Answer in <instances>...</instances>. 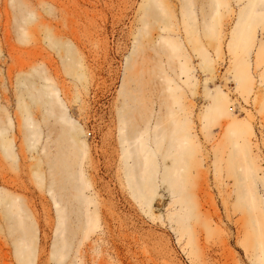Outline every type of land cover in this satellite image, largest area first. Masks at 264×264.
I'll return each mask as SVG.
<instances>
[{
    "label": "rangeland",
    "instance_id": "rangeland-1",
    "mask_svg": "<svg viewBox=\"0 0 264 264\" xmlns=\"http://www.w3.org/2000/svg\"><path fill=\"white\" fill-rule=\"evenodd\" d=\"M161 1L164 13L148 12L149 0H0V264H23L20 228L11 230L18 215L37 230L33 264H264L263 217L237 197L254 179L231 164L229 124L252 120L240 165L264 176L262 71L254 67L255 91L240 94L229 50L243 3L229 0L210 19L212 40L204 19L200 32L184 23L185 0ZM195 1L199 13L212 14L211 0ZM257 34L264 37L261 28ZM165 38L189 56L174 57ZM200 47L213 59V78ZM182 61L190 79L180 75ZM217 88L231 98L232 117L208 126L202 115ZM166 106L189 123L201 151L200 162L184 161L181 190L191 202L180 222L164 162L145 188L138 163L134 175L127 170L120 128L121 112L145 127V115L168 114ZM68 125L80 130V158ZM256 189L264 200L262 185Z\"/></svg>",
    "mask_w": 264,
    "mask_h": 264
},
{
    "label": "bare ground",
    "instance_id": "bare-ground-1",
    "mask_svg": "<svg viewBox=\"0 0 264 264\" xmlns=\"http://www.w3.org/2000/svg\"><path fill=\"white\" fill-rule=\"evenodd\" d=\"M236 1L239 2V4H243L236 16L237 22L229 43V50L233 57V81L236 83L237 91H239L240 94L250 96L257 87V81L253 73L254 67L258 72L262 71L259 75L260 86L264 87V37L259 38L257 34L258 29L261 28L264 35V0ZM211 2L213 3V11L212 14H208L203 8L202 13L198 12L195 0H185L182 5V19H184V23L195 27V31L200 32L201 28L196 29L197 19H204L202 22L204 24V31L209 35L215 33L214 22L210 19H216L221 12L220 8L224 5L228 8L230 1L211 0ZM155 6L158 7L157 9L160 8L164 13L165 6L161 0H149L146 9L149 12L152 11ZM189 33L188 29V32L186 31L187 38L188 41L193 44L195 40L189 36ZM210 37H212V40L214 39L212 35ZM163 46H165L174 57H181L182 55L189 56L187 53H182L183 49L181 48V44L175 39L165 38ZM200 48L204 68L213 78V59L209 57L204 47ZM254 53L255 58L252 60V54ZM181 63L180 75H186L187 78L190 79L192 72L191 68L187 67L184 61ZM208 95L210 97V104L202 115V118L205 119L208 126H211L215 121L226 120L232 117V100L228 93L217 88L215 92L209 90ZM33 99L35 101L39 100L37 96H34ZM127 101L126 99L125 102L127 103ZM166 108L168 114L161 113L157 117L151 115L152 112L150 115L146 114V118L144 117L146 122L145 127L140 126L141 123L134 126V124L130 123L131 118H129L125 112H121L120 128L122 132L123 149L128 165L127 170L128 172L130 171L131 175H134V173H136L135 166L138 163L140 167L139 172L144 179V184L146 180L145 188L146 185L149 188V185L156 180L160 166L159 159H162L164 162V171L162 173L163 180L171 189V193L174 196L173 204L176 205L179 203L181 206L178 212V222H180L181 220L183 221L189 218V216L183 217L182 211L189 208L191 202L189 195L186 192L183 193L181 190V186H184L186 180L185 174L187 173L184 161L190 160L191 158L192 160H197L201 151L197 147L189 123L177 116V112L173 110L172 106H166ZM229 125L232 127L229 132L232 135L230 142L233 148L231 164L236 166L235 172L243 169L244 174L249 173L254 179L253 184L248 183L239 188L237 192V197L240 199L239 207L243 208L246 203L247 208L262 215L264 225V200L258 189H256V187L261 184L264 190V176L259 180L256 170L253 172L249 166L244 169L243 165H240L244 147L251 144L252 136L255 133L253 121L250 120L245 123H239L233 120ZM36 132L37 131H32L31 136H34L33 134ZM67 133H69V136L73 140V147L76 150L73 152L75 154L78 153L80 158L82 152L84 155L86 149L83 148L79 140V128L75 125H68ZM36 138L38 140L41 138V132L38 133ZM225 152L226 142L219 152L217 161V166L220 167L221 171L225 169ZM50 153L51 152L48 154ZM245 155H248L247 151ZM197 161L200 162V160ZM54 162L55 160L53 164ZM79 163L80 161L75 164L76 167L80 166ZM52 167L55 168L53 165ZM77 174L78 180L82 182L81 176L79 173ZM189 175H192L191 170ZM51 186V191L55 190L54 182ZM155 192H152V194H155ZM151 198L152 197L149 199L151 200ZM177 210H179V208ZM13 214L17 215L14 212L12 215ZM15 221L16 225H13L11 230L14 232L16 229L20 228L19 234L17 235V252L21 255L23 264H33L38 243L36 235L37 230L35 228H30L28 230L27 221L23 216L18 215Z\"/></svg>",
    "mask_w": 264,
    "mask_h": 264
}]
</instances>
